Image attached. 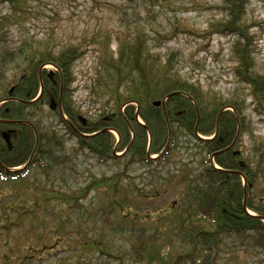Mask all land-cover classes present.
<instances>
[{
    "label": "trees",
    "instance_id": "trees-1",
    "mask_svg": "<svg viewBox=\"0 0 264 264\" xmlns=\"http://www.w3.org/2000/svg\"><path fill=\"white\" fill-rule=\"evenodd\" d=\"M161 1L166 2L148 0V4L159 5ZM223 1V18L210 23V26L215 32L232 37L230 50L235 64L232 73L235 80L246 87L244 97L235 95L223 100L209 95L196 83L182 80L175 71L176 54L171 53L166 60H161L159 52L154 51L160 41L149 46L152 41L150 35L144 29L136 28L133 34L122 35L118 39L116 56L110 48L101 50L100 67L91 87L97 100H103L105 105L111 104L115 111L106 116L99 114L95 121L85 120L82 123L79 120L81 113L72 100L71 86L74 82L73 65L83 56L78 46H66L58 51L34 47L25 50L29 44L23 42L17 50L0 55L1 81L11 64L22 72L13 87L12 96L17 101L0 106V131L11 130L12 143L9 150L0 136V179L16 180L33 166L52 167L57 172L66 173L67 159L55 152L61 146V139L55 130L46 133L41 123L36 122L43 97L48 102V96L44 93L41 100L24 103L34 97L38 87V69L44 63H51L57 71L52 78L42 76V82L49 88L52 87V79L62 83V107L73 125L83 134L96 133L82 138L64 124L66 130L78 139L81 152L88 149L101 162L117 159L111 155L113 148L121 152L128 147L129 164L151 165L157 161L164 162L176 141L184 137L185 149L197 158L199 167L195 171L187 169L182 175L172 173L164 180L182 185L181 211L175 203L157 211L155 217L150 214L152 218L148 214L138 215L135 209L130 210L135 205L131 199L122 197L123 193L122 199H114L115 195H120V186L113 181L116 176L99 177L84 186L81 194H87L92 189L99 198L97 189L105 188L101 194L108 196L110 205L116 208L99 207L101 220L117 234L115 237L126 244L113 251L109 245L84 232L83 240L86 242H81L84 264H103V261L110 264L112 259L117 260V264H220L217 253L221 247L227 242L234 244L237 240L242 246L264 251V223L243 209L244 201L248 210L264 218V199L255 203L253 190L260 183L259 174L264 167V139L257 141L247 155H242V151L234 154V148L221 150L229 146L237 134L238 142L249 133L248 108L257 116H263L264 120V73L256 69L254 36L249 31L250 26L244 23L248 0ZM3 2L17 7L16 0H0V3ZM174 31L171 30L169 35L162 34L161 38L167 40L175 35ZM171 92L180 94L168 99L166 122L162 108L153 107L152 102ZM57 93V90L53 91L55 97ZM246 97L250 100L249 104L245 103ZM226 107L231 110L220 115L216 137L210 141L200 140L194 134L197 117V133L211 136L219 111ZM136 110L144 125L137 123ZM7 120H26L33 124L34 129L27 124L3 122ZM128 124L134 133L132 142ZM105 128L115 130L120 136L119 141H115L110 132L103 131ZM168 133L170 146L156 160L147 159V152L158 154L164 149ZM218 151L222 152L214 156L220 166L217 170L212 167L210 158ZM25 163L27 167L23 170L7 171ZM241 176L245 179L244 186ZM109 215H113L115 221L109 222ZM33 250L32 257L36 252ZM90 254L93 262L88 260Z\"/></svg>",
    "mask_w": 264,
    "mask_h": 264
},
{
    "label": "rangeland",
    "instance_id": "rangeland-1",
    "mask_svg": "<svg viewBox=\"0 0 264 264\" xmlns=\"http://www.w3.org/2000/svg\"><path fill=\"white\" fill-rule=\"evenodd\" d=\"M16 1V8L0 3V55L17 50L23 42L29 44L25 50L34 47L58 51L66 46H78L83 56L73 65L72 100L86 121H95L99 114L106 116L115 111L111 104L97 100L91 87L100 67L101 50L110 48L116 56L118 39L133 34L136 28L150 35L149 46L160 41L154 51L159 52L161 60L176 54L175 71L182 80L196 83L209 95L223 100L235 95L244 97L246 93V87L232 73L235 65L230 50L232 37L219 34L210 26L223 18V0H166L153 6H149L148 0ZM245 9L244 23L250 26L254 36L256 69L264 73V0H248ZM171 30H176L175 35L167 40L161 38ZM21 73L14 64L8 67L5 79L0 80V99ZM245 103H250L248 97ZM47 110V105L40 108L37 121L44 132L55 130L61 139V146L55 152L67 159L66 173L60 177L52 167L33 166L16 180L0 179V264H84L81 260V242H86L84 232L113 251L124 247L122 239L115 237L117 234L101 220L99 207L116 208L110 205L108 196L101 194L105 188L97 189L100 198L92 189L81 194L84 186L99 177L116 176L113 181L120 186V195L114 199H131L135 206L130 210L135 209L138 215L155 217L157 211L175 203L182 210V185L164 180L172 173L182 175L187 169L195 171L199 167L197 158L185 149L184 137L176 141L164 162L129 164L126 155L99 163L88 150L81 152L80 143ZM246 114L250 130L236 145L242 155H247L257 141L264 139L263 116H257L250 108ZM111 134L117 138L115 131ZM155 157L153 154L150 159ZM212 165L218 167L215 160ZM258 181L259 185L253 189L255 203L264 199V167ZM53 195V200L46 201ZM115 219L108 216L109 222ZM217 254L220 264H264V251L242 246L238 240L234 244L227 242ZM89 256V262H93L92 254ZM117 263L110 260V264Z\"/></svg>",
    "mask_w": 264,
    "mask_h": 264
},
{
    "label": "flooded vegetation",
    "instance_id": "flooded-vegetation-1",
    "mask_svg": "<svg viewBox=\"0 0 264 264\" xmlns=\"http://www.w3.org/2000/svg\"><path fill=\"white\" fill-rule=\"evenodd\" d=\"M50 78L53 77L52 74H49L48 75ZM53 81V79H52ZM60 83H59V92H58V96L57 97H54V94H53V91L56 90L57 86L55 87V82H52V87L51 88H48V87H45L44 85H40L42 86V94H41V97L44 95V93H46L45 95L48 96L50 102L48 103V106H53V109L52 110H55L57 111V113L59 114V99H60V92H61V88H60ZM41 99V98H40ZM51 99H53V102H51ZM43 100H44V97H43ZM42 103H45L44 101H42ZM62 105V104H61Z\"/></svg>",
    "mask_w": 264,
    "mask_h": 264
},
{
    "label": "water",
    "instance_id": "water-1",
    "mask_svg": "<svg viewBox=\"0 0 264 264\" xmlns=\"http://www.w3.org/2000/svg\"><path fill=\"white\" fill-rule=\"evenodd\" d=\"M172 95H174V93L169 94L166 98H168L169 96H172ZM166 98H165V99H166ZM165 99H164V100H165ZM164 100H163L162 102H159V101L154 102V103H153V106H159V105L161 104L162 107H163V105H164ZM52 107H53V106H52ZM221 112H222V111H221ZM221 112L219 113L218 118H219ZM218 118H217V121H218ZM3 138H4V141H5L6 145H7V147L10 148V147H11V143H10V140H9V134H7V133H3Z\"/></svg>",
    "mask_w": 264,
    "mask_h": 264
}]
</instances>
